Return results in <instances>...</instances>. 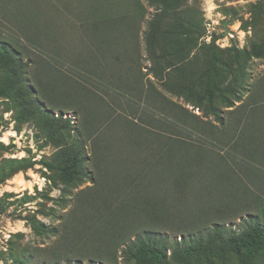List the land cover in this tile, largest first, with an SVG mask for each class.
I'll use <instances>...</instances> for the list:
<instances>
[{
	"label": "trees",
	"instance_id": "obj_1",
	"mask_svg": "<svg viewBox=\"0 0 264 264\" xmlns=\"http://www.w3.org/2000/svg\"><path fill=\"white\" fill-rule=\"evenodd\" d=\"M149 1L158 5L160 10L148 21L144 31L145 48L153 62L151 69L161 75L162 63L176 68L186 60L184 44H180L179 36L191 33L195 16L183 9V0ZM10 2L16 4L18 1ZM62 4L66 7L67 3ZM50 5L46 6L53 8V4ZM38 7L41 9V6ZM80 8L78 7V10ZM10 9L11 7L8 11ZM113 9L109 7L108 11L102 12L94 0L85 3V11L79 18L81 31L78 35L82 32L83 34L78 38L79 48H76L71 61L70 74L56 75L44 81L38 80V86H34L28 78L33 63V60L28 58L29 47L33 45L36 49L39 48L40 52L48 58L52 56L57 62L60 61L61 49H68L59 38V24L55 30L51 27L53 20L58 23L56 17L62 16L59 6L54 14L44 13L43 17L30 9L19 7V20L11 19V22H14L17 29L15 36L21 34L22 37L0 38L2 90L13 97L21 115L29 120L38 118L40 126L55 141L58 147L56 169L63 182L67 186L76 185L85 179L96 182L90 193L82 194L78 198L79 212L71 214L73 241L81 247L91 248L93 252L96 250L106 253L104 257L108 261V256L112 258V252L109 253L110 245L119 247L125 242L122 247L123 256L125 260L135 264H166L169 261L197 264L200 260H225L228 252L239 256V264H253L264 251V78L257 81L250 97L226 112L227 116L224 115V107H233L236 101L242 100L240 94L248 87L247 82H244L248 61L251 57H263L264 50L254 45L250 50L237 51L233 60L235 65H227V75L215 73L212 76V65L205 64L203 67L192 69L176 68L175 71L178 72H175L174 79L168 75L167 79L163 80L167 90L184 96L194 108L203 110L204 116L214 115L219 125L210 124L203 117L168 99L153 84L145 83L140 69L139 47L133 30L140 20L141 13L136 11L124 15L113 13ZM180 47L181 54L175 58L178 61L174 62L172 57L180 53ZM66 59H69V56ZM71 59L72 56L69 60ZM64 62L65 60H62L60 63ZM56 67L52 59L43 62L44 74L52 73ZM39 93L44 99H49L52 105L66 102L67 99L83 102L92 98L96 102L97 99L91 93L103 101L102 96L105 94L107 101L118 106L121 114L125 116L124 122H121L108 114V125L120 123L123 135L130 142L126 154L127 157L129 154L134 157L133 160H127L128 163L131 162L132 167L117 169L119 165L111 164L113 169L105 171V174L103 172L105 179L100 182L86 164L89 160L88 147L86 141L74 131L72 118H64L63 113L55 114L47 108L39 101ZM121 97H125V102ZM87 105L82 104L80 109L84 110ZM93 113L95 117L99 114L97 111ZM95 119L94 121H97V118ZM227 120L231 138L225 143L226 147L218 148H221L220 152L229 149L227 153L231 161L247 168L245 173L251 178L254 177L252 182L258 183L262 196L257 195L254 202L260 213H251L243 218L244 227L238 232L220 221L198 230L193 227L185 228L188 233L182 235L179 240L175 238L171 247L167 246L168 234L142 231L137 234L131 232L125 236L121 233L123 226L116 213L122 211L133 215L135 212L131 206L134 205L145 209V214L149 205L161 208L175 204L182 209V205L192 202L189 197L188 202L182 203L181 198L186 195L185 191L196 186L198 188V185L199 194L203 195L199 207L209 206L212 197H207L206 194L210 193L214 186L219 187L217 190L228 196L231 201L241 193L249 195L247 190L250 186L244 184L247 179L234 173L231 170L233 168L221 162L224 155L215 152L212 159L206 156L208 164L206 161L203 163V158L206 157L199 149L204 147L196 146L197 143L208 139L203 137L202 133L212 131L208 130L211 129L210 125L223 127ZM86 122L89 120L84 119L80 127H85ZM142 129L145 131L142 132ZM222 133L226 134L224 131ZM156 139H163V145L151 146ZM102 144L105 154L110 152L111 156H115L112 160L119 158V151L115 149L124 147L120 146L115 138L112 143ZM125 144H128L127 141ZM146 148L149 152L144 157L140 151ZM203 170L210 171L211 176L201 173ZM97 171L99 172V169ZM164 184H170L175 191L181 192V195L170 197V200L162 199L159 195L163 193ZM121 185L123 188L127 186L128 191L135 192L138 189L142 195L134 193L133 198L128 199L125 195L115 198V195H119L115 190L120 189ZM125 205L131 209L123 207ZM226 209L234 213L245 212L248 206L232 202L231 205L225 206V209L220 208L218 211ZM207 212L209 210L205 209L203 213ZM181 214L183 213L173 215L175 218ZM156 218L167 219L162 215L153 217ZM181 223L182 225H177L188 227L186 223ZM112 233H115L113 240L117 239L114 242L117 244L110 240ZM65 240L67 239L64 238L63 241ZM61 259L59 256L54 257V264H59ZM19 264H26V260L21 258Z\"/></svg>",
	"mask_w": 264,
	"mask_h": 264
},
{
	"label": "rangeland",
	"instance_id": "obj_2",
	"mask_svg": "<svg viewBox=\"0 0 264 264\" xmlns=\"http://www.w3.org/2000/svg\"><path fill=\"white\" fill-rule=\"evenodd\" d=\"M17 1L16 4L15 2L12 4L10 0H0V38L22 37L21 34L15 36L17 29L14 22H11V19L19 20L20 15L17 12L19 7L30 9L38 16L43 17L44 13L54 14L57 6H59L61 12L57 11L62 14V16L56 17L58 23L53 20L51 27L55 30L59 24L58 28L61 32L59 38L64 41L63 44H66L68 49H61L60 61L57 62L52 56L48 58L46 54L40 52L39 48L36 49L31 45L29 51L26 52L28 58L33 60L28 74L32 84L38 86V80L44 81L56 75H69L71 61L77 51L76 48H79L80 41H78V38L83 34L82 32L78 35L81 31L79 18L82 16V12L84 13L85 3L88 0H68V2L65 0ZM94 2L98 4L102 12L108 11V8L112 7L114 8L113 13L124 15L136 11L141 13L140 20L133 30H135V40L139 47V63L145 83L153 84L168 99L203 117L210 124L219 125L214 115L204 116L203 110L194 108L193 104L188 102L184 96L176 95L167 90L162 83L163 80L167 79L168 75L174 79L175 72H178L175 71L176 68L192 69L199 68V66L203 67L205 64L212 65V76L215 73L227 75V65H235L233 60L237 51L250 50L254 45L264 50V0H183V9L188 10L189 13L195 16L191 33L179 36L180 44H184L183 52L186 54V60L179 63L180 66L176 68H170V65L162 63L160 67L161 76L160 73H156L151 69L153 62L146 51L144 38L148 21L160 10L159 6L149 0H94ZM5 3L6 5H4ZM62 3H67L66 7ZM47 4L48 6L53 4V8L47 7ZM38 6H41V9ZM9 7L11 9L8 11ZM78 7L81 8L78 10ZM96 12L98 13V10ZM180 54L181 47L180 53L172 57L174 62L178 61L175 58ZM67 56H69V59L72 56V59H66ZM46 58L52 59L55 66H57L50 74H44L43 62L47 61ZM62 60H65V62L60 63ZM261 78H264V56L251 57L248 61L244 80V82H247L248 87L241 92V101H236L233 107H224L225 116H227V111L239 106L241 102L250 97L255 84ZM262 82H264V79ZM91 94L97 99L96 102L92 98L90 100L85 99L83 102L67 99L66 102H61V104L56 102L57 105H52L49 99L43 98L41 93L38 94V97L39 101L55 114L63 113L64 118H72L74 131L79 133L88 147L89 160L86 164L100 182H103V178L105 179L103 172L105 174V171L112 170L111 164L119 165L117 169L132 167L131 162L128 163L127 160L130 158L133 160L134 157L131 154L127 157L126 152L127 148L130 147V142L123 135L124 131L119 127L120 123L112 126L108 125L109 115L124 122L125 116L121 114L122 111L118 106L111 105L105 94L102 96L103 101L99 100L94 93ZM121 100L125 102V97H121ZM139 101H142V99H139ZM82 104H88L83 108L84 110L80 109ZM18 109L19 107L13 97L3 92L2 74L0 73V264H19L21 258L26 260V264H54L53 258L57 256L62 258L59 264H135L134 262H128L123 256L122 247L125 242L119 247L110 245L109 253L112 252V258L108 256L110 260L108 261L104 257L106 253H100L96 250L93 252L91 248L81 247L79 243L73 241L72 226H70L71 214L79 212L78 198L82 194L90 193V190L96 186V182L85 179L76 185L67 186L56 169L58 147L55 141L40 126L38 118L26 119ZM93 111H97L99 114L95 117ZM95 118H97V121H94ZM99 118L101 119L98 120ZM84 119L85 121L89 120V122L85 123V127H80ZM210 127L211 129L208 130H212L214 133L212 131L202 133V136L208 139L197 143L196 146L204 147L199 150L203 151L205 157L208 156L210 159H212V155H215V152L224 155L221 162L230 166V168L236 169L237 171L231 170L247 179L244 184L250 186L247 190L249 195L241 193L240 196H236V199L231 201L228 196L217 190L219 187L214 186L211 192L206 194L207 197H212L209 206L199 207L203 195L199 194L198 185V188L196 186L192 190L185 191L186 195L181 198L182 203L183 201L188 202L189 197H191L192 202L182 205V209L175 204L161 208L149 205L146 215L145 209L140 207L139 209L134 205L131 206L132 211L135 212L133 215L122 211L116 213L123 226L121 233L125 236H128V233L131 232L137 234L142 231L168 234L167 246L171 247L175 238L179 240L182 235L188 233L185 228L193 227L194 230H198L209 226L210 223L220 221L225 222L232 230L238 232L244 227L243 218L251 213H260L254 202L257 195L262 196V190L259 189L258 183L252 182L251 179L254 177L251 178L250 175L245 173L247 168L238 166L231 161L227 153L229 149L228 151L223 149L224 151L220 152L221 148H218L219 146L226 147L225 143L231 138L230 133H228L230 128L228 120L223 127L213 125H210ZM143 131L145 130L142 129ZM223 131L226 134L222 133ZM114 138L120 146L124 147L115 149L119 151V158L112 160L111 158L115 156H111L110 152L105 154L102 143H112ZM126 141L127 145L125 144ZM163 142V139H156L150 145H163ZM227 147L232 148L231 146ZM148 152L146 148V150H141L140 154L145 155ZM136 156L138 157L139 154ZM203 160V163L206 161L208 164L207 157ZM97 169H99V172ZM136 169L138 170L139 166ZM201 173L211 176L210 171L203 170ZM136 180L138 181V178ZM164 186L163 193L159 195L162 199L170 200V197L181 195V192L175 191L170 184L168 186L164 184ZM124 188L121 185L120 189L115 190L119 193V195H115V198L120 195H125L128 199L133 198L134 193L142 195V192L138 189L134 192L128 191L127 186ZM196 197L198 198L196 199ZM232 202L246 205L248 210L245 209L247 210L246 213L244 211L229 212L228 209L221 211L227 213L218 211L220 208L225 209V206L231 205ZM123 207L131 209L127 205ZM205 209H208L209 212L203 213ZM174 213L183 214L174 218ZM156 215H162L167 219H153ZM236 215L238 216L235 217ZM181 222L186 223L188 227L178 226V223L182 225ZM114 236L115 233H112L110 240L113 244H117V242L114 243L117 241V239L113 240ZM64 238L67 240L63 241ZM170 251L171 249H169ZM239 263V256L228 252L225 260L220 258L213 261L200 260L197 264ZM166 264L188 263L169 261ZM253 264H264V251Z\"/></svg>",
	"mask_w": 264,
	"mask_h": 264
}]
</instances>
